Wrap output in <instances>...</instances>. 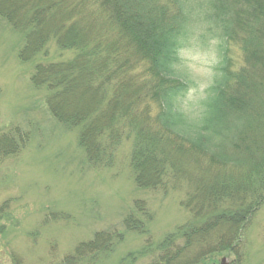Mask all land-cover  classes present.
Masks as SVG:
<instances>
[{
  "label": "trees",
  "instance_id": "trees-1",
  "mask_svg": "<svg viewBox=\"0 0 264 264\" xmlns=\"http://www.w3.org/2000/svg\"><path fill=\"white\" fill-rule=\"evenodd\" d=\"M184 2L0 0V17L22 34L17 58L32 63V87L43 90L54 120L76 129L90 165L111 167L117 147L129 141L138 189L165 191L186 182L180 206L187 219L158 242L148 230L153 214L147 204L132 201L122 227L144 236V245L121 264H221L218 257L226 253L239 264L243 230L264 203V0H211L224 44L223 77L208 122L222 140L208 147L204 137L188 142L172 135L153 116L158 99L182 87L166 78L162 61ZM50 43L71 57L45 61ZM230 43L242 54L236 69L227 55ZM28 141L17 126L0 130V158L18 155ZM122 236L96 231L59 264L94 262Z\"/></svg>",
  "mask_w": 264,
  "mask_h": 264
},
{
  "label": "rangeland",
  "instance_id": "rangeland-1",
  "mask_svg": "<svg viewBox=\"0 0 264 264\" xmlns=\"http://www.w3.org/2000/svg\"><path fill=\"white\" fill-rule=\"evenodd\" d=\"M22 34L0 17V130L17 126L29 133V141L16 156L0 158V264H59L77 243L96 231L123 233L119 242L98 260L86 264H121L143 250L144 236L125 231L122 218L135 199L144 200L153 214L149 232L160 241L185 222L180 206L186 182L167 190H141L129 166V141L117 147L111 167L90 165L77 145V131L53 119L43 90L30 82L31 62H21L17 51ZM233 69L242 64L235 44L227 45ZM45 61H62L72 53L48 45ZM240 240L239 264H264V203L246 224ZM150 254L142 257L141 263ZM146 256V257H145ZM223 264H237L233 253ZM130 258V257H129Z\"/></svg>",
  "mask_w": 264,
  "mask_h": 264
},
{
  "label": "clouds",
  "instance_id": "clouds-1",
  "mask_svg": "<svg viewBox=\"0 0 264 264\" xmlns=\"http://www.w3.org/2000/svg\"><path fill=\"white\" fill-rule=\"evenodd\" d=\"M180 22L162 61L167 79L182 87L167 91L153 113L169 132L188 142L206 138L205 147L219 144L222 135L208 126L223 77V26L211 0H186Z\"/></svg>",
  "mask_w": 264,
  "mask_h": 264
},
{
  "label": "water",
  "instance_id": "water-1",
  "mask_svg": "<svg viewBox=\"0 0 264 264\" xmlns=\"http://www.w3.org/2000/svg\"><path fill=\"white\" fill-rule=\"evenodd\" d=\"M224 261V258L222 259V262ZM223 264V263H222Z\"/></svg>",
  "mask_w": 264,
  "mask_h": 264
}]
</instances>
